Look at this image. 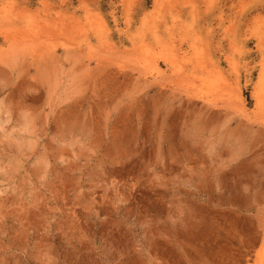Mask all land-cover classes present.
I'll use <instances>...</instances> for the list:
<instances>
[{
	"label": "rangeland",
	"instance_id": "374dc122",
	"mask_svg": "<svg viewBox=\"0 0 264 264\" xmlns=\"http://www.w3.org/2000/svg\"><path fill=\"white\" fill-rule=\"evenodd\" d=\"M0 264H264V0H0Z\"/></svg>",
	"mask_w": 264,
	"mask_h": 264
},
{
	"label": "bare ground",
	"instance_id": "6f19581e",
	"mask_svg": "<svg viewBox=\"0 0 264 264\" xmlns=\"http://www.w3.org/2000/svg\"><path fill=\"white\" fill-rule=\"evenodd\" d=\"M230 101V100H229Z\"/></svg>",
	"mask_w": 264,
	"mask_h": 264
}]
</instances>
